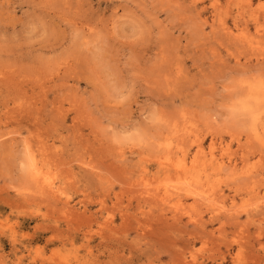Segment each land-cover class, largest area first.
<instances>
[{"label": "rangeland", "instance_id": "374dc122", "mask_svg": "<svg viewBox=\"0 0 264 264\" xmlns=\"http://www.w3.org/2000/svg\"><path fill=\"white\" fill-rule=\"evenodd\" d=\"M0 264H264V0H0Z\"/></svg>", "mask_w": 264, "mask_h": 264}, {"label": "bare ground", "instance_id": "6f19581e", "mask_svg": "<svg viewBox=\"0 0 264 264\" xmlns=\"http://www.w3.org/2000/svg\"><path fill=\"white\" fill-rule=\"evenodd\" d=\"M244 107V106H243ZM256 117V116H255ZM256 119V118H255ZM38 171V170H37ZM189 172V171H188ZM41 173V172H40ZM36 176V175H35ZM38 176H40V174L38 175ZM43 176V175H42ZM52 184V183H51Z\"/></svg>", "mask_w": 264, "mask_h": 264}]
</instances>
